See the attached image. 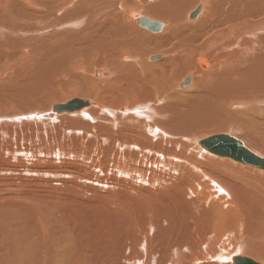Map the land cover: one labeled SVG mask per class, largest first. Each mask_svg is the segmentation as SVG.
Here are the masks:
<instances>
[{
  "label": "bare ground",
  "instance_id": "6f19581e",
  "mask_svg": "<svg viewBox=\"0 0 264 264\" xmlns=\"http://www.w3.org/2000/svg\"><path fill=\"white\" fill-rule=\"evenodd\" d=\"M209 130L264 143V0H0V264H264V170Z\"/></svg>",
  "mask_w": 264,
  "mask_h": 264
},
{
  "label": "water",
  "instance_id": "95a60500",
  "mask_svg": "<svg viewBox=\"0 0 264 264\" xmlns=\"http://www.w3.org/2000/svg\"><path fill=\"white\" fill-rule=\"evenodd\" d=\"M200 9H195L189 14L190 19L198 16ZM138 26L152 34L160 33L164 27V23L151 20L148 17H139L136 19ZM160 56H152L150 60L157 61ZM192 81V76H187L182 83L179 84L180 89H186ZM89 101L74 98L65 104H56L52 106V111L56 113L70 112L78 110L88 105ZM199 145L206 151L220 157H227L236 162L248 165L254 168L264 170V158L251 152L244 144L229 134H216L209 136L199 142ZM232 264H260L249 258L237 256L232 259Z\"/></svg>",
  "mask_w": 264,
  "mask_h": 264
},
{
  "label": "rangeland",
  "instance_id": "374dc122",
  "mask_svg": "<svg viewBox=\"0 0 264 264\" xmlns=\"http://www.w3.org/2000/svg\"><path fill=\"white\" fill-rule=\"evenodd\" d=\"M136 10H137V9H136ZM138 10H139V9H138ZM140 10H142L140 13L144 12V9H143L142 7L140 8ZM141 16H146V15L142 14ZM147 17H148V16H147ZM149 18H150V16H149ZM151 19H153V18L151 17ZM153 20L161 21V22H163L164 24H166V20L162 21V19L160 20V19H156V18H154ZM135 26H136L135 28H136L137 30L142 31V33H143V31H144L143 29H141L140 27H138L136 24H135ZM147 33H148V32H147ZM143 34H144V33H143ZM144 35H146V34H144ZM146 36H147V35H146ZM159 53H160V54H159ZM162 55H163L162 52H156V54H155V53H150V55H149V57H148V61L152 62V60H150V57H152V56H160V58L162 59ZM161 59H160V60H161ZM160 60H159V61H160ZM154 62H158V60H157V61H153V63H154ZM96 70H97V69H96ZM93 74H94V73H93ZM189 75H192V80H193V77H194L193 74H187V76H189ZM187 76H185V77H187ZM93 77H95V76L93 75ZM99 77H100V76H99ZM99 77H95V78H99ZM183 80H184V78H183L180 82H182ZM179 84H180V83H179ZM71 97L74 98L75 96H74V97L71 96ZM76 97H77V96H76ZM76 97H75V98H76ZM70 99H71V98H69V100H70ZM258 131H259V130H258ZM207 133H208V134H207ZM207 133H206L205 135H203V137H201L200 139L202 140V139L207 138L208 136H212V135H216V134H229L228 131H225V130H224V131H221V133H220V131L217 132V131H211V130H209ZM255 133H256V132H255ZM259 133H261V132H259ZM259 133H257V134L259 135ZM236 134H238V135H236V136H238V137H242V136H239V135L241 134V132H240V133H236ZM242 134L245 135L244 132H243ZM242 134H241V135H242ZM257 134H255V135L258 136ZM232 136H235V134H233ZM236 136H235V137H236ZM246 136H247V135H246ZM258 137H260V136H258ZM237 139L241 140L240 138H237ZM244 139H246V141L243 142V143H244V144L247 143V144H248V147H251V148H252V146L254 145V146H253V149H254V148H257V147H258V148H261V147H260L261 145L264 146V143H260L259 141H256V142H257V145H256L257 147H256V146H255V143H254V142H251V140H249V138H245V137H244ZM257 139H258V138H257ZM257 139H256V140H257ZM259 139H260V138H259ZM242 140H243V138H242ZM242 140H241V141H242ZM260 140H261V139H260ZM243 141H244V140H243ZM249 142H251V143H249ZM262 142H263V141H262ZM250 144H252V145H250ZM246 146H247V145H246ZM263 146H262V148H263ZM256 150H257V149H256ZM257 151H258V150H257ZM228 160H229V159H228ZM232 162H233V161H232ZM240 254H241V253H240ZM243 254H244V255H250V254H247V253H243ZM250 256H252V255H250ZM252 257H253V256H252ZM253 258H254V257H253ZM263 258H264V256H263ZM255 259H256V258H255ZM259 259H260V258H257L258 261H259ZM261 261H263V260L260 259V262H261ZM263 263H264V262H263Z\"/></svg>",
  "mask_w": 264,
  "mask_h": 264
}]
</instances>
